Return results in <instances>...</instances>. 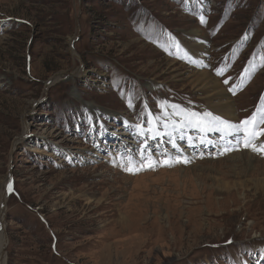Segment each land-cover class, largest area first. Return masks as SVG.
Segmentation results:
<instances>
[{"label": "rangeland", "instance_id": "rangeland-1", "mask_svg": "<svg viewBox=\"0 0 264 264\" xmlns=\"http://www.w3.org/2000/svg\"><path fill=\"white\" fill-rule=\"evenodd\" d=\"M262 65L264 0H0L6 264H264V155L209 132L214 145L178 140L179 153L148 140L153 159L186 164L131 174L118 158L136 155L124 122H141L145 105L233 123L264 108ZM203 71L234 119L208 98Z\"/></svg>", "mask_w": 264, "mask_h": 264}, {"label": "snow or ice", "instance_id": "snow-or-ice-1", "mask_svg": "<svg viewBox=\"0 0 264 264\" xmlns=\"http://www.w3.org/2000/svg\"><path fill=\"white\" fill-rule=\"evenodd\" d=\"M200 22L202 24L206 23L203 16L200 17ZM173 46L177 47L176 45ZM215 72L217 76L224 74L221 69H216ZM229 79H225L223 82L229 84ZM229 91H233V89L230 87ZM128 107H134L131 96ZM157 108L159 111L154 113L147 110V105H145L146 111L141 113V122L135 124L124 122L126 128L133 130L132 134L139 145L136 155L132 154L130 148H125V153L119 155L118 158L124 161L120 164L124 171L136 174L139 171L154 169L157 166L171 167L174 163H189L187 157H182L179 154L174 158L166 156L163 160L153 159L152 146L148 143V140L158 141L157 148L160 143H167L179 153L178 139L186 140L190 147H196L194 138L187 135L188 130H195L201 134L198 137L200 144H214V141L206 139V136L209 132H217L220 133L219 138L226 140L228 145H231L234 141L237 150L242 145L243 148L249 149L253 153L264 155V141L261 140L264 137V108L257 107L250 116L239 121V123L223 120L208 111L198 112L167 101L158 102ZM165 137L166 140L163 139ZM232 150L233 147L225 146L219 154L223 155L225 152ZM7 189L9 193L12 192L11 181H9Z\"/></svg>", "mask_w": 264, "mask_h": 264}, {"label": "bare ground", "instance_id": "bare-ground-1", "mask_svg": "<svg viewBox=\"0 0 264 264\" xmlns=\"http://www.w3.org/2000/svg\"><path fill=\"white\" fill-rule=\"evenodd\" d=\"M194 34H195L196 38H198L200 40L199 33L196 31V32H194ZM195 46L197 47L196 51H200V50L203 51L202 50L203 46H200V47L197 46V45H195ZM182 53L185 54L183 51H182ZM187 57H189L188 60L189 59H192V61H198L199 60L198 57H194V56H191L189 54L187 55ZM56 79H58V78H56ZM198 80H199L200 84L202 85L203 89H205L207 91L206 93L210 94L208 96V98L210 100L211 99L218 100V102H219L218 105L222 106L221 110L225 114L224 118L225 119H228V118L234 119L235 116H236L235 115L236 108L234 106L233 101H231L230 97L222 89V85L219 83V80L217 78L212 77V75L210 73L205 72V71L198 73ZM212 104L216 105L215 103H212ZM163 139H166V137L163 138ZM195 144H196V147L198 145H200V143H196V142H195ZM206 145L211 147L212 144H205V146ZM192 148H195V147H192ZM246 155H248V153H246ZM9 181L10 180H8V182L6 183V186L4 188L5 190L2 193V208H1V215H0V264H6V260L7 259H6L5 250H6L7 246H8V242H9L8 241V236H7L6 219H5L6 211H7L5 205L7 204L6 202H8V200H9V199L7 200L8 196H10V194H11V193H9V191L7 189V185L9 183ZM11 183H12V181H11ZM12 192H13V190H12Z\"/></svg>", "mask_w": 264, "mask_h": 264}]
</instances>
